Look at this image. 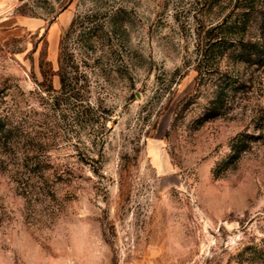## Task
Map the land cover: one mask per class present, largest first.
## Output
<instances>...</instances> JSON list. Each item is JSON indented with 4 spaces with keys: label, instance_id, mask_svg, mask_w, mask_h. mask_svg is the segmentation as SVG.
I'll list each match as a JSON object with an SVG mask.
<instances>
[{
    "label": "rangeland",
    "instance_id": "1",
    "mask_svg": "<svg viewBox=\"0 0 264 264\" xmlns=\"http://www.w3.org/2000/svg\"><path fill=\"white\" fill-rule=\"evenodd\" d=\"M234 3L0 0V119L22 132L0 147V264H264V65L198 120L212 88L195 79L196 33ZM62 37L103 128L51 106ZM243 38L264 42L263 1Z\"/></svg>",
    "mask_w": 264,
    "mask_h": 264
},
{
    "label": "trees",
    "instance_id": "2",
    "mask_svg": "<svg viewBox=\"0 0 264 264\" xmlns=\"http://www.w3.org/2000/svg\"><path fill=\"white\" fill-rule=\"evenodd\" d=\"M259 1L264 2V0H235L233 8L235 12L233 15H228L216 24L196 33L195 79L197 84H206L212 88L211 96L207 98L199 116V122L220 117L232 109L237 93L243 92L246 84L251 82L250 77H243L241 75L239 72L240 68L251 66L261 67L264 65L263 40L261 38L254 40L243 38L247 27V17ZM84 17L87 18L88 15H84L82 18ZM74 21L75 19L70 21L69 28L74 27ZM77 26H82V22H79ZM95 31L92 26L87 28L86 32L82 30L81 33L91 34V32L94 33ZM69 35L70 33L66 31L65 36ZM59 43L60 50L62 51L61 58L64 60V64L63 62L59 63L58 58V67L53 74L58 78L59 88L57 90L58 95L54 96L53 102L51 103L52 108H60L65 103L69 106L70 112L74 113L76 119L84 116L90 122L89 124L101 120L100 127L103 128L104 120L106 119V116H103L104 109H100V106L98 107L97 105L91 104L90 101L81 98V94L79 93L81 87L78 83L84 79L83 83L86 85V75L76 71L71 76L67 72L66 68L71 67L75 58L73 51L67 48L68 43L65 38H60ZM224 57L228 58V62H230L232 67V70L228 74L226 71L223 72L218 69V63ZM82 63L86 64L84 60H82ZM74 64L75 66L78 65L76 63ZM192 102V100L187 101L180 108V111ZM89 117L92 121L88 119ZM19 133L16 131V128L7 125L0 119V147L7 145L9 143L8 139L19 135ZM245 147L244 142H240L239 146L232 144V153L229 156L231 158L236 156ZM37 149L38 144L33 147H24V164H21L22 166L35 167L38 165L39 160H37L36 156ZM26 171L28 172V169Z\"/></svg>",
    "mask_w": 264,
    "mask_h": 264
},
{
    "label": "built area",
    "instance_id": "3",
    "mask_svg": "<svg viewBox=\"0 0 264 264\" xmlns=\"http://www.w3.org/2000/svg\"><path fill=\"white\" fill-rule=\"evenodd\" d=\"M117 264H133L132 262H118Z\"/></svg>",
    "mask_w": 264,
    "mask_h": 264
}]
</instances>
